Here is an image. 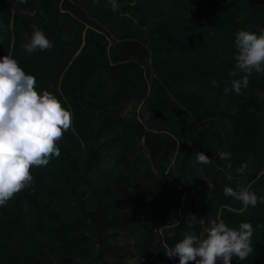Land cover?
Segmentation results:
<instances>
[{"label": "trees", "instance_id": "trees-1", "mask_svg": "<svg viewBox=\"0 0 264 264\" xmlns=\"http://www.w3.org/2000/svg\"><path fill=\"white\" fill-rule=\"evenodd\" d=\"M116 2L113 12L109 0H0V58L35 76L72 121L59 157L0 207V264H179L167 248L186 233L205 238L214 219L251 223L253 253L232 264H264V203L245 209L224 195L264 197V74L224 92L244 75H229L236 33L264 31V0ZM33 24L51 51L26 52ZM140 101L145 122L123 114Z\"/></svg>", "mask_w": 264, "mask_h": 264}, {"label": "clouds", "instance_id": "clouds-1", "mask_svg": "<svg viewBox=\"0 0 264 264\" xmlns=\"http://www.w3.org/2000/svg\"><path fill=\"white\" fill-rule=\"evenodd\" d=\"M27 3V0H19ZM113 12L119 8L116 0H109ZM30 41L24 45L31 55L37 49L51 51L54 42L46 38L44 32L35 24L31 26ZM235 70L230 76H236L237 70L244 73L240 79L231 81V89L225 88V94L234 91L242 94L247 88L252 72L264 74V31L259 34L241 30L236 33ZM36 78L25 74L17 61L9 56L0 58V207L14 197L15 194L33 182L31 169L47 166L53 156L59 157L60 148L57 142L63 133L71 127V113L66 110L57 97L43 91L35 90ZM214 85L219 86L215 80ZM222 160H229L230 152L218 153ZM194 162L209 164L211 160L203 152L196 154ZM231 168V164L228 165ZM243 164L238 173L247 170ZM229 179L231 176L229 175ZM226 197H233L242 202L245 209L249 205L255 207L264 203V197H257L248 188L239 191L231 187L224 188ZM206 237L198 239L195 234L184 235V238L168 247L165 255L179 256V264H232L233 256L244 261L253 253V227L249 222H242L239 230L229 228L223 220H211L210 227L205 228Z\"/></svg>", "mask_w": 264, "mask_h": 264}, {"label": "rangeland", "instance_id": "rangeland-1", "mask_svg": "<svg viewBox=\"0 0 264 264\" xmlns=\"http://www.w3.org/2000/svg\"><path fill=\"white\" fill-rule=\"evenodd\" d=\"M151 52H152V50H151ZM154 77H155V75L153 73H151L150 80H149L150 85L152 84ZM221 103L223 106H230V102L227 100V97H223L221 99ZM132 111H135L136 115L139 117V119L142 122L146 121V119L148 117L149 110H148V107H147L145 102L140 101L138 103L131 102V103L126 104V106L123 110V114L129 115ZM111 163H112V160L110 158H105L104 166L109 167L111 165ZM201 166L203 167L202 168V174H205V164H203Z\"/></svg>", "mask_w": 264, "mask_h": 264}]
</instances>
